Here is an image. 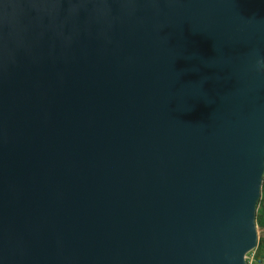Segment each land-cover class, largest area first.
I'll use <instances>...</instances> for the list:
<instances>
[{"label":"water","instance_id":"95a60500","mask_svg":"<svg viewBox=\"0 0 264 264\" xmlns=\"http://www.w3.org/2000/svg\"><path fill=\"white\" fill-rule=\"evenodd\" d=\"M264 0H0V264H249Z\"/></svg>","mask_w":264,"mask_h":264},{"label":"rangeland","instance_id":"374dc122","mask_svg":"<svg viewBox=\"0 0 264 264\" xmlns=\"http://www.w3.org/2000/svg\"><path fill=\"white\" fill-rule=\"evenodd\" d=\"M262 200L260 202V208L264 206V183H263V191H262ZM258 227H259V230H260V239H259V242H260V246L258 248H256L255 250L251 251L248 253L247 255V259H251L253 254L255 256H260L259 254H261L262 252H264V227L262 224L258 223ZM261 259H262V262H260V259L258 261L257 264H264V255H261Z\"/></svg>","mask_w":264,"mask_h":264},{"label":"trees","instance_id":"16d2710c","mask_svg":"<svg viewBox=\"0 0 264 264\" xmlns=\"http://www.w3.org/2000/svg\"><path fill=\"white\" fill-rule=\"evenodd\" d=\"M257 219H258V223L262 224L264 227V206L261 208L259 207ZM259 255L260 256H258V261L260 259V262H262L261 255H264V252H262Z\"/></svg>","mask_w":264,"mask_h":264},{"label":"built area","instance_id":"2783aa9c","mask_svg":"<svg viewBox=\"0 0 264 264\" xmlns=\"http://www.w3.org/2000/svg\"><path fill=\"white\" fill-rule=\"evenodd\" d=\"M259 207H260V204H259V206H258V210H259ZM259 233H260V230H259ZM259 244H260V242H259ZM260 245H258V247H259ZM257 247V248H258ZM256 249V248H255ZM254 249V250H255ZM248 262H249V264H257L258 263V256H255L254 254H253V256H252V258L251 259H249L248 260Z\"/></svg>","mask_w":264,"mask_h":264},{"label":"clouds","instance_id":"9594fccd","mask_svg":"<svg viewBox=\"0 0 264 264\" xmlns=\"http://www.w3.org/2000/svg\"><path fill=\"white\" fill-rule=\"evenodd\" d=\"M260 63H261V64H264V61H261Z\"/></svg>","mask_w":264,"mask_h":264}]
</instances>
